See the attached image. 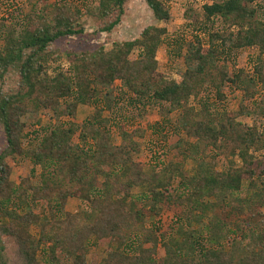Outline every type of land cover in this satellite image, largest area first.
<instances>
[{
    "label": "trees",
    "instance_id": "obj_1",
    "mask_svg": "<svg viewBox=\"0 0 264 264\" xmlns=\"http://www.w3.org/2000/svg\"><path fill=\"white\" fill-rule=\"evenodd\" d=\"M127 1L93 0L92 10L86 12L97 23L98 32L109 34L119 25ZM257 2L213 0L200 7L203 28L206 23H216L219 28L206 33L207 45L196 39L183 54L182 47L175 49L185 67L179 82L158 73L155 57L166 37L165 28H146L137 39L113 44L108 50L102 46L77 50L69 47L68 40L84 36L81 11L64 4L44 3L39 11L25 13L20 26L12 23L2 30L0 264H61L56 252L68 264H87L90 241L115 239L117 248L107 252L99 264H264L261 212L256 213L260 225L249 231V245L242 247V236L225 251L219 244L227 233L217 221L212 247L200 246L191 235L181 241L164 240L160 245L163 256L157 258L158 235L152 227H144L145 212L126 199L130 189L144 187L146 197L154 203L149 213L158 215L157 204L170 198L168 191L179 179L178 187L182 189L177 201L181 204L184 197L190 211H198V222L218 203H227L238 216L264 206V161L252 156L264 152V22L258 18ZM146 3L156 21H168L169 13L158 0ZM246 49L256 51L251 71L240 68L230 72L225 64H219L226 62L232 52ZM134 52L137 57L132 59ZM63 57L69 65L67 75L42 76L46 64ZM116 81L137 100L164 104L167 114L179 113L178 133L174 134L177 141L172 146L184 149L186 157L197 163L193 177L183 176L179 164L149 173L141 171L130 155L136 151L135 139L142 138L143 130L127 132L121 128L120 143L115 145L111 131L94 122L88 125L91 145L79 148L71 143L76 129L68 122L45 130L41 137L32 139L35 144L25 147L26 116L47 109L56 119L74 118L79 105L96 104L100 91ZM225 86L241 93L243 101L255 107L262 124L249 126L239 121L251 115L247 105H240L237 113L216 116L209 97L200 98L206 92L216 100H224ZM259 93L263 97L257 101ZM191 98L196 100V107L189 105ZM86 139L81 135L83 142ZM168 139L166 134L162 137L166 143ZM11 157L27 159L39 167L36 185L30 175L19 183L10 181L6 159ZM231 157L239 159L241 165L227 163L224 171L215 169L216 160ZM257 181L258 192L247 199L239 196L245 183L256 188ZM122 192L127 195L120 198ZM69 198L87 202L88 211H65ZM42 206L44 212L40 213ZM32 228L36 237L30 233ZM131 234L152 247L130 245L137 239ZM39 248L46 262L37 260Z\"/></svg>",
    "mask_w": 264,
    "mask_h": 264
},
{
    "label": "rangeland",
    "instance_id": "obj_2",
    "mask_svg": "<svg viewBox=\"0 0 264 264\" xmlns=\"http://www.w3.org/2000/svg\"><path fill=\"white\" fill-rule=\"evenodd\" d=\"M158 1L168 11V21H156L146 0H128L124 5V13L119 25L111 33L106 34L97 31V23L86 12V9L92 10L93 0H0V39L3 36L2 30L6 29L9 24L13 23L17 27L20 26L25 13L31 10L39 11L44 6V3L47 6L50 3L64 4L70 9L77 8L81 11L80 23L84 27V36L81 40H68L69 47L77 50L101 46L108 50L112 48L113 44L137 39L146 28H165L167 30L166 37L160 44L155 57L158 63V73L168 80L179 82L185 71L181 54L186 52L188 44L194 43L196 39H199L202 44L207 45L208 37L206 33L219 28L216 23L214 25L206 23V27L203 28L204 20L199 16L200 7L206 3H211L213 0ZM257 5L260 9H258V18L264 22V0H258ZM178 47H182L180 55L175 50ZM255 56L256 51L254 49L234 51L227 58L226 62L220 61L219 64H225L230 72H236L240 68L251 71V65ZM130 57L135 59L137 52H134ZM68 69L67 60L63 57L46 64L42 76L44 77L45 75L48 78H52L60 73L67 75ZM223 92L225 95L224 100H216L214 96L206 92L202 93L200 98L209 97L212 112L216 116L224 113H237L240 105H247V110L251 115L243 119L238 118L239 121L249 126L262 124L261 120L255 115V107L250 105V103L244 102L241 93L228 86L223 88ZM262 97L263 94L259 93L255 96V100L259 101ZM195 103L196 100L191 98L189 105H195L196 107ZM179 117V113L167 114L164 104L149 103L146 99L137 100L125 90L122 83L116 81L109 89L100 91L96 104L94 101L90 106L79 105L74 118L56 119L52 112L47 109H40L26 116L23 119L26 126L24 145L25 147L27 145V147H30L36 143V140L32 141V139L41 137L45 130L57 125L67 124L68 122L74 124L76 129L71 143L79 148L91 145L90 133L88 132L90 128H88V125L94 122L96 124L99 123L101 128L111 131V139L115 145H119L120 143L119 132L122 131L121 128L127 132L143 130L144 135L142 138L135 139L136 151L130 155L131 159L138 164L139 169L144 173H149L153 169L157 170L166 165L179 164L182 166L181 172L183 176L190 178L195 175L197 163L186 157L187 154L183 152L184 149L172 146L174 141H177V137L174 134ZM165 134L169 137L168 144L162 140ZM81 135L86 136L85 142L81 140ZM167 146H172V148L169 149ZM2 147L3 141L0 138V148ZM252 156L259 161L262 159L264 161V152L252 153ZM6 163L11 170L10 181L19 183L21 179L30 175L32 183L35 185L38 183L40 169L31 164L27 159L11 157L6 159ZM227 163L241 165L239 159L231 157L229 160H216L214 163L215 169L218 172L224 171ZM179 182L180 180L176 179L173 187L169 189V199L161 198L163 200L157 204L160 211L155 216H153V213H149L152 207H154V203L148 198L149 196L146 197V188L130 189L131 191L128 192L129 196L126 198L127 202L133 203L137 209L145 212L144 227L146 229L152 227L155 230L154 233L158 235L160 242L155 254L157 258L163 256V249L160 245L164 240L176 239L177 241H181L183 238L187 239L191 235L192 241L198 240L200 246L206 248L212 247L215 245L211 239L213 234H215L213 231L217 221H219L222 227L224 226V231L227 233V237L221 239L219 244L225 251H229L232 248L233 240L238 242L242 236H244L243 242H241L242 247L249 245L251 242L249 231L255 229L259 223L258 220L260 221V217L258 219L256 213L261 212L264 215V206L262 208H253L243 216H238L232 208L227 206V203H218L205 214L202 222H198V211H190L189 204L184 197H182L181 204L177 201V196L181 193L182 189L181 186L180 188L178 187ZM182 183L185 182L182 181ZM256 183V188H250L245 183L239 196L247 199L250 195L258 192L260 186L258 181ZM125 195L127 194L122 192L120 198L125 197ZM44 208L45 206H42L38 211L40 213L44 212ZM88 209L89 205L87 202L75 198L66 200L65 211L69 213L88 211ZM30 233L36 237L35 229L32 228ZM131 235L137 239L135 238L136 242L130 245H140L139 247L143 248L152 247V244L141 243L137 235ZM135 239H133V242ZM117 245L118 241L116 239L110 241H90L86 255L87 264H99L107 252L116 249ZM127 250L130 252V249ZM56 255L61 264H68V261L64 258L62 259L59 252H56ZM36 258L39 262H46L41 248L38 249Z\"/></svg>",
    "mask_w": 264,
    "mask_h": 264
}]
</instances>
